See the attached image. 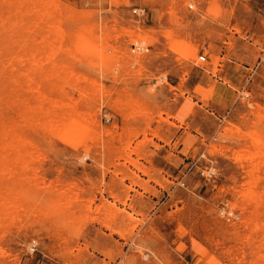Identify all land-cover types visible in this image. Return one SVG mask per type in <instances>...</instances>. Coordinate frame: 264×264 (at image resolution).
<instances>
[{
    "label": "rangeland",
    "instance_id": "374dc122",
    "mask_svg": "<svg viewBox=\"0 0 264 264\" xmlns=\"http://www.w3.org/2000/svg\"><path fill=\"white\" fill-rule=\"evenodd\" d=\"M133 2L0 0V264H264V0Z\"/></svg>",
    "mask_w": 264,
    "mask_h": 264
},
{
    "label": "built area",
    "instance_id": "2783aa9c",
    "mask_svg": "<svg viewBox=\"0 0 264 264\" xmlns=\"http://www.w3.org/2000/svg\"><path fill=\"white\" fill-rule=\"evenodd\" d=\"M130 7H131L130 8L131 12L136 16H142L146 11V8L141 4V0H134V2L131 3ZM150 48H151V44H149L147 40L144 38H135L130 43L131 53L142 54L147 52ZM197 58L199 62H204L207 60V56L205 54H199ZM208 174L209 175L213 174L212 168L208 169ZM222 212L224 213L227 219H231L233 217V214L232 213L230 214L229 211H222Z\"/></svg>",
    "mask_w": 264,
    "mask_h": 264
},
{
    "label": "bare ground",
    "instance_id": "6f19581e",
    "mask_svg": "<svg viewBox=\"0 0 264 264\" xmlns=\"http://www.w3.org/2000/svg\"><path fill=\"white\" fill-rule=\"evenodd\" d=\"M135 39V38H134ZM136 54H140V53H136ZM143 54V53H142ZM246 200V199H245ZM229 213L231 214L232 213V211H229ZM262 229V228H261Z\"/></svg>",
    "mask_w": 264,
    "mask_h": 264
}]
</instances>
